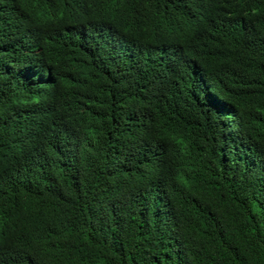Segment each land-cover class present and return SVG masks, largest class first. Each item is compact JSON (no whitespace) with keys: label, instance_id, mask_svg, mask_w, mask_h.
<instances>
[{"label":"trees","instance_id":"trees-1","mask_svg":"<svg viewBox=\"0 0 264 264\" xmlns=\"http://www.w3.org/2000/svg\"><path fill=\"white\" fill-rule=\"evenodd\" d=\"M0 264H264V0H0Z\"/></svg>","mask_w":264,"mask_h":264}]
</instances>
